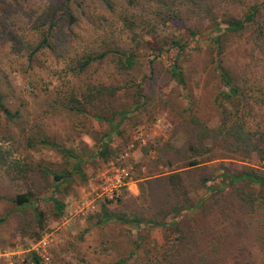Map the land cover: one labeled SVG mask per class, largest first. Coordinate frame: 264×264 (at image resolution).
I'll return each mask as SVG.
<instances>
[{"label": "rangeland", "instance_id": "obj_1", "mask_svg": "<svg viewBox=\"0 0 264 264\" xmlns=\"http://www.w3.org/2000/svg\"><path fill=\"white\" fill-rule=\"evenodd\" d=\"M98 1L0 0V264H264V188L202 185L223 168L264 176L245 144L264 151V0H245L260 5L256 26L224 34L221 49L210 19L164 23L162 0H140L141 11L123 4L150 19L140 43L112 22L103 36L106 17L90 25L82 14L99 16ZM66 4L83 11L74 24ZM50 25L54 49L40 50ZM173 42L186 46L180 55ZM106 45L119 51L73 71L76 57ZM218 66L237 96H224ZM121 167L128 177L111 202L101 187ZM24 193L31 205L18 209L11 199Z\"/></svg>", "mask_w": 264, "mask_h": 264}, {"label": "trees", "instance_id": "obj_2", "mask_svg": "<svg viewBox=\"0 0 264 264\" xmlns=\"http://www.w3.org/2000/svg\"><path fill=\"white\" fill-rule=\"evenodd\" d=\"M82 1V0H81ZM139 2V3H137ZM140 0H100L98 1V4L100 5V9L102 10L101 14H97L99 16H96V14L93 13V15L90 12L79 11L77 8H73V6L66 4L64 15L69 18L70 24H74L77 21V17L80 14V12H83L82 14L87 17V24L93 25L95 22H97L98 17L102 20L103 17H106L108 22V25L102 27L100 31L102 32L103 36H109L113 35V31L107 30L109 24L115 23L120 24V29L122 31H126L129 33V31L132 33L133 41H136V43H140L139 38H137L136 35H140L141 32H136L137 29L140 28L141 25L147 24V22L150 20L147 17L144 18L141 15H136V12H131L129 10H125L123 8V4L135 8L137 7V10L139 9ZM79 6L80 3L76 2ZM155 11H158V14L161 12H164L168 10L165 15L166 22H173L178 19L185 18L184 15H190L187 19H191V15L195 17H201L205 20H211V24L213 25L211 32L209 33V37L211 38V41L215 45L216 48L222 47L221 38L224 34H231L236 35L238 33H241L242 31L246 30L247 28H252L253 26H256V19L259 15V9L260 5L257 3H247L245 0H162L156 4ZM243 7V15L241 18H237L234 16L232 10L235 11L238 7ZM83 9V8H82ZM142 8H140L138 11H141ZM219 9H224V15L227 17L225 20H222V22H216V18H218L217 11ZM137 11V12H138ZM153 12V10H152ZM105 15V16H104ZM155 17V16H154ZM119 22V23H118ZM53 23V21H52ZM111 26V25H110ZM221 27H224L223 29ZM156 25L154 24L151 26L148 30L145 31L144 35H154L156 32ZM142 31V30H139ZM56 28L53 27V25H50L45 30L41 31L40 37L41 41L37 44L38 49H49L53 50V38L56 37ZM190 35L193 37L194 41H200L203 39L202 36H200L197 32L190 31ZM212 35V36H211ZM100 36V35H99ZM176 46V49L180 55V53L184 50L186 46L180 45L178 43L172 44V46ZM109 45L105 46V50H103L100 54H96L94 56L95 50H88L83 56L76 57L79 60L78 66H76L75 72H82L91 62L95 60H101L104 59L111 49H113L114 53H117L119 50L113 46V48H109ZM171 46V47H172ZM126 64L127 68H131L134 65V55L129 54L126 58ZM219 70V76L224 83L228 87V93L224 94L226 97H235L238 94L237 89L232 82V78L229 76L228 72L223 68L222 66L217 67ZM171 74L173 77H175L179 83H182V76L181 72L176 66H173L171 68ZM114 93L110 91L109 96H112ZM118 124H116V127ZM241 128V127H239ZM240 138L243 140V135L240 136ZM110 139L105 141L102 145L103 148L101 152H99V155L104 156V154L107 151L108 143ZM244 141V140H243ZM237 142V141H236ZM47 144V142H44ZM245 144L250 145L249 147H252L253 151H255L258 154V157L260 159H264V151L259 148L258 144L256 142L253 143L252 139L250 137H247L245 139ZM54 146V145H53ZM60 149V148H59ZM65 154L72 156L75 158L76 165L81 164L82 159L71 153L70 151H65ZM197 164L195 162H191L189 164L190 167H195ZM69 176L68 174H55L54 175V182L59 183L60 181L67 179ZM209 183V184H207ZM235 184H243V185H249V186H259L264 188V176L258 174L257 172H254L253 170L243 171V172H237L232 173L226 169L223 168L222 172L217 174V176L212 180L203 181L202 185H208L207 191L213 192L212 190L219 191L220 188H224L227 186L235 185ZM216 185V186H215ZM218 185L220 187H218ZM31 194L24 193V194H18L13 199H11L12 204L18 208L23 209L31 205ZM57 206L58 203H55ZM61 208V206H59ZM137 219V218H135ZM35 263H38V260H35ZM124 261H119L117 264H123Z\"/></svg>", "mask_w": 264, "mask_h": 264}, {"label": "built area", "instance_id": "obj_3", "mask_svg": "<svg viewBox=\"0 0 264 264\" xmlns=\"http://www.w3.org/2000/svg\"><path fill=\"white\" fill-rule=\"evenodd\" d=\"M117 175L107 178L103 183L102 194L108 201H117L122 193L123 187L128 177L127 169L125 167L117 168ZM47 259V258H46Z\"/></svg>", "mask_w": 264, "mask_h": 264}]
</instances>
